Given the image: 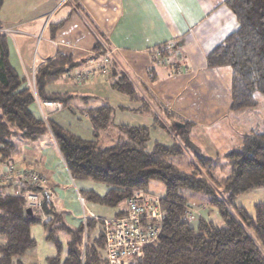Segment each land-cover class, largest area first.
<instances>
[{"label": "trees", "instance_id": "trees-1", "mask_svg": "<svg viewBox=\"0 0 264 264\" xmlns=\"http://www.w3.org/2000/svg\"><path fill=\"white\" fill-rule=\"evenodd\" d=\"M3 2L0 0V9ZM224 5L235 16L237 28L206 55L205 61L208 69L231 71L229 112L246 117L244 122L249 126L235 146L216 156L190 151L187 165L191 170L180 171L173 161L187 157L186 144L179 143L158 118L150 126L117 125L115 144L99 145L100 135L113 125V109L105 105L83 109L90 138L75 134L51 121L50 115L65 108L74 115L76 110L70 104L77 97L49 88L61 80L73 82L70 73L78 71L79 64L58 53L36 69L33 93L27 78L10 63L8 38L0 33V164L37 171L15 164L16 156L26 143L49 137L73 183L91 181L105 188L103 194L91 189L76 191L83 202L115 209L113 218H121L127 215V201L135 193L158 200L164 222L156 243L142 248L140 264H264V204H256L253 214L235 204L240 195L264 188V118H260L264 116V0H224ZM99 77L107 80L110 76ZM111 86L132 103L144 101L123 74ZM80 99L87 104V98ZM37 102H55L61 108L44 112V118ZM163 111L169 118L174 116ZM177 125L180 128L173 129L177 135L189 134L194 127L185 120ZM157 127L170 134L168 143L152 140ZM152 182L162 185L161 196L149 191ZM17 187L21 191L41 190L23 183ZM6 189L0 188V264H25V254L36 247L30 228L37 224H42L45 240L57 250L44 264L105 263L101 222L99 236L91 241L88 232L94 228L93 220L87 219L84 226L80 219L74 228L69 227L48 203H40V213L31 210L29 215L24 200L6 195ZM184 191L205 197L218 222L189 210ZM43 216L47 217L45 224ZM196 219V226H191ZM58 234L68 236L63 259Z\"/></svg>", "mask_w": 264, "mask_h": 264}, {"label": "crops", "instance_id": "crops-1", "mask_svg": "<svg viewBox=\"0 0 264 264\" xmlns=\"http://www.w3.org/2000/svg\"><path fill=\"white\" fill-rule=\"evenodd\" d=\"M0 23L8 30L10 63L28 79L58 53L78 63L77 70L84 74L96 69L91 59L110 54L109 79L98 76L72 84L61 80L49 88L79 100L87 98L84 108L104 106L105 99L99 95L114 91L106 83L112 84L123 74L144 100L128 103L139 117L148 116L147 126L154 118L176 130L182 120L194 124L189 134H176L189 152L206 150L209 156L221 155L248 131V122L243 129L232 126L240 117L229 112L230 69L206 67V55L237 28L224 0H4ZM94 101L100 105L93 107ZM141 106L148 107L147 111ZM163 110L174 116L167 117ZM78 114L75 111L76 117ZM141 122L140 118L137 123ZM223 124L231 131L226 142H222ZM205 138L212 147L203 143ZM23 148L14 163H28L44 176L40 203H48L74 228L81 222L82 209L55 144L48 137ZM4 166L0 164V171ZM235 204L253 213L256 204H264V188L240 195ZM88 205L87 217L94 226L117 215L115 209Z\"/></svg>", "mask_w": 264, "mask_h": 264}, {"label": "built area", "instance_id": "built-area-1", "mask_svg": "<svg viewBox=\"0 0 264 264\" xmlns=\"http://www.w3.org/2000/svg\"><path fill=\"white\" fill-rule=\"evenodd\" d=\"M69 1V0H64ZM0 33H8V30L0 29ZM90 63L95 64L94 71L80 73L73 71L70 77L78 82L94 80L98 76H110V54L104 53L97 60L91 59ZM27 78V77H26ZM34 73L32 79L27 78V86L34 92ZM38 107L44 116V112L60 110L61 106L55 102L38 103ZM4 166V165H3ZM46 179L39 172L34 170H20L14 166L6 167L0 171V188L5 187L6 195L18 197L24 200L25 208L40 213L41 194L34 191H21L19 184H27L32 187H43ZM77 199L82 209V221L86 226L87 209L83 200L76 192ZM45 223V217L42 223ZM164 216L160 210L158 200L141 198L135 193L127 201V215L121 218H109L102 220L101 234L104 243V264H140L143 257L142 248L155 244L160 235Z\"/></svg>", "mask_w": 264, "mask_h": 264}, {"label": "rangeland", "instance_id": "rangeland-1", "mask_svg": "<svg viewBox=\"0 0 264 264\" xmlns=\"http://www.w3.org/2000/svg\"><path fill=\"white\" fill-rule=\"evenodd\" d=\"M54 20L55 19H53L51 22H53ZM69 84H72V83L70 82ZM106 84L109 86V85H111V82H107ZM77 91L79 92L78 88L76 89V92ZM99 97L100 98L102 97L103 99H105V104H103V105H106V106L111 107L113 109V115H112V124L113 125L108 130H106V132H104L100 135V137L98 138L99 145L109 147V146H113L115 144L117 137H118V134H117V131L115 128L117 125H122V124L131 125V126H134V125L135 126H137V125L147 126L148 125V123H147L148 116L144 115L142 117H139L140 116L139 114H136L133 110H131L132 104H131V106H129L130 104L128 103V98L125 97V95H122L120 93L118 94L114 91L110 92V91L104 90V92L102 94H100ZM91 103H93V102H91ZM70 105H71L72 109L76 110L79 113V115L77 117L75 115H73L68 109L65 108L60 112H56L54 114H51L50 120L61 124L64 128L70 130L71 132H73L75 134H78V135L85 137V138H90L89 125H88L87 119H86V117L83 113V110H82L85 107L84 104L79 99H73V100H71ZM94 105H92V106L97 107L100 104H98L97 101H94ZM140 118L142 120V122H141L142 124L137 123ZM245 118L246 117L243 116L241 118L236 119L234 121L235 123L232 124V126L235 127L236 129H243L244 128L243 124L245 123L244 122ZM260 118H264V116H262ZM170 120H168V121H170ZM153 121H154V119H153ZM225 121H228V120H225ZM232 122H233V120H231V123ZM163 126H165V125H163ZM222 126L225 128V136H224V138H222L223 139L222 142H226V138H227L228 134L231 133V131H230V127H228V124H226V125L223 124ZM168 131L172 135L174 134V131L172 128H169ZM162 134H164V135H162ZM151 136H152V140H155V141L160 142V143H162V142L168 143L169 142L168 136H170V134L163 133L162 129H160V127H157L156 130H153ZM173 136L177 140L180 139L176 134H174ZM43 139H45V138H43ZM220 140H221V138H220ZM203 141H204L203 143L205 145L212 147V145L208 141V138L203 139ZM26 144H27V146L29 145V143H26ZM31 144H36V143H31ZM20 148H21V151H24L23 146ZM186 153H187L186 158L184 157V159H182V160L175 159L173 161V163L176 165V167L180 171H190L191 170L189 165H187V158L188 157L191 158L192 155L188 150L186 151ZM205 153L207 154L206 150H205ZM25 165H26L25 167H33V166H30L28 163ZM188 167H189V170H187ZM70 185H71L72 189L74 188L76 191L91 189V190H94L96 193L103 194V192L105 190L103 185H101L99 183L91 182V181L76 182L73 184L70 183ZM149 191L151 193L157 195V196H161L162 192H163V187L159 182H152L151 186L149 188ZM183 195L187 199V202L189 205V207H188L189 210H192L197 217L201 216V215L202 216H206V215L208 216L209 215V217L212 221L218 222V219H217L218 217H217V214H216L214 207L210 206L207 203V199L205 197H203L201 195H197L191 191H184ZM76 200L78 201L77 197H76ZM78 203H79V201H78ZM79 206H80V203H79ZM84 207L88 208L89 205L84 202ZM250 214H253V213L250 212ZM87 216H88V212H87ZM185 219L188 220L187 215L185 216ZM197 220L198 219H196L195 221H191L190 222L191 226H196ZM46 222H47V217H45V223ZM42 228L43 227L41 224L34 225L30 228V234L36 241V247L34 249L28 251L25 254L24 260H23L25 262V264H44L45 258L53 256L57 252L56 248L52 245V243L47 242L45 240V237H44L45 231ZM98 233H99V231H98L97 226H94V228L90 229L88 232L90 240L93 241V239L97 238L99 236ZM57 237L61 243L60 255H61V259H63L66 255V250H67L66 241L68 239V236H66L64 234H58Z\"/></svg>", "mask_w": 264, "mask_h": 264}, {"label": "water", "instance_id": "water-1", "mask_svg": "<svg viewBox=\"0 0 264 264\" xmlns=\"http://www.w3.org/2000/svg\"><path fill=\"white\" fill-rule=\"evenodd\" d=\"M26 213L29 214V215H31L32 214V211L30 209H27L26 210Z\"/></svg>", "mask_w": 264, "mask_h": 264}]
</instances>
